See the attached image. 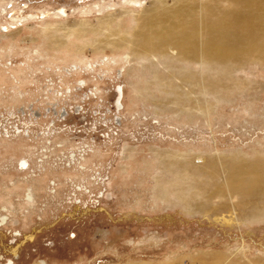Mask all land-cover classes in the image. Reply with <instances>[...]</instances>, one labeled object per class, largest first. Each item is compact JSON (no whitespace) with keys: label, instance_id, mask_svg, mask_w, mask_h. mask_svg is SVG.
<instances>
[{"label":"rangeland","instance_id":"1","mask_svg":"<svg viewBox=\"0 0 264 264\" xmlns=\"http://www.w3.org/2000/svg\"><path fill=\"white\" fill-rule=\"evenodd\" d=\"M262 18L0 0V264H264Z\"/></svg>","mask_w":264,"mask_h":264},{"label":"bare ground","instance_id":"2","mask_svg":"<svg viewBox=\"0 0 264 264\" xmlns=\"http://www.w3.org/2000/svg\"><path fill=\"white\" fill-rule=\"evenodd\" d=\"M185 16L186 17H188L189 16V14H188V12H186L185 13ZM263 16V15H262ZM190 17V16H189ZM263 19V18H262ZM264 20V19H263ZM242 27V26H241ZM165 37L167 38V40H170V41H174V40H179L180 39V36H179V34H178V32L175 30V31H172V32H170L168 35H165ZM131 40V39H130ZM143 40V39H142ZM221 40V39H220ZM238 40V39H237ZM256 40V39H255ZM132 41V40H131ZM144 41V40H143ZM151 41V40H150ZM149 41V42H150ZM193 42V41H192ZM220 42V41H219ZM250 42V41H249ZM124 43V42H123ZM125 43H127V42H125ZM124 43V44H125ZM129 43H130V41H129ZM128 43V44H129ZM240 43V42H239ZM133 44V43H132ZM140 44V43H139ZM150 44V46H152V47H154V43H149ZM182 44V43H181ZM223 44V43H222ZM257 44V43H256ZM134 45V44H133ZM136 45V44H135ZM143 45V44H142ZM218 45V44H217ZM235 45V44H234ZM240 45V44H239ZM148 46V45H147ZM203 46H204V44H203ZM209 46V45H208ZM213 46V45H212ZM236 46H238L237 44H236ZM247 46V45H246ZM246 46L244 45V49H247V51H248V53H250V52H255L256 50H253V48L251 49V48H246ZM210 47V46H209ZM217 47H219V46H217ZM221 47V46H220ZM222 47H223V45H222ZM250 47H251V45H250ZM133 48V47H132ZM139 48V47H138ZM234 48V47H233ZM131 49V48H130ZM155 49V48H154ZM207 49L208 48H205V50L207 51ZM213 49H216V50H218L217 48H213ZM222 49V48H221ZM201 50V49H200ZM132 51V50H131ZM133 51H134V49H133ZM208 51H212V49L210 50H208ZM215 51V50H214ZM219 51V50H218ZM223 51L225 52V54H227L228 52L225 50V49H223ZM181 52V51H180ZM202 52H203V50H202ZM222 51H220V52H217L216 51V53H221ZM139 53V52H138ZM204 53H205V51H204ZM207 53V52H206ZM205 53V54H206ZM213 53V52H212ZM233 53V52H232ZM133 54H135V53H133ZM208 54V53H207ZM229 55H230V53H228ZM136 55V54H135ZM179 55V54H178ZM209 55V54H208ZM161 56V55H160ZM202 56H204V55H201V57ZM153 57V56H152ZM151 57V58H152ZM150 58V57H149ZM169 58V57H168ZM184 61V60H183ZM181 63V62H180ZM199 63H201V62H199ZM183 159L181 160L182 161V163H181V166H182V168H187V167H189L190 165H191V158L190 157H182ZM235 162V161H234ZM23 164V163H22ZM251 165V164H250ZM244 167H246L245 165H244ZM256 167V166H255ZM198 168V167H197ZM251 168L252 167H250V170H251ZM227 169V168H226ZM243 167H242V164H238V165H235L234 167H231V171H232V174L233 175H237V173L235 172V170L238 172V174L240 175V177H241V174H242V172H244L243 170ZM247 169V168H246ZM195 170V169H194ZM263 170V169H262ZM211 172V171H210ZM257 172V171H256ZM202 173V172H201ZM258 173V172H257ZM257 173H255V172H253L252 173V179L250 178L249 180H246L245 178V180H243V183H242V188H244V190L245 189H249L250 190V188H251V186H252V182L254 183V186H256V182H257V179H258V176H259V174H257ZM200 174V173H199ZM230 174H231V172H230ZM248 174V173H247ZM230 176V175H229ZM247 176V175H246ZM257 184H258V182H257ZM251 190H252V188H251ZM257 190V189H256ZM259 194V193H258Z\"/></svg>","mask_w":264,"mask_h":264}]
</instances>
